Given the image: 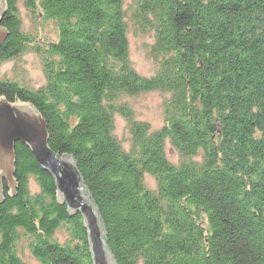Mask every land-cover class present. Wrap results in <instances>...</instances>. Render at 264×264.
<instances>
[{"label": "rangeland", "instance_id": "1", "mask_svg": "<svg viewBox=\"0 0 264 264\" xmlns=\"http://www.w3.org/2000/svg\"><path fill=\"white\" fill-rule=\"evenodd\" d=\"M238 1L240 0H61L55 4L52 3L53 0H15V8L8 4L7 12L0 18V26L9 31L0 43V82L14 88L13 99L5 95L3 97L17 102V95L20 101L32 103L46 121L48 147L55 154L59 152L60 157L67 153L76 159L84 185L89 188L99 208L108 238L111 237L108 231L112 230V223L118 227V223L109 218L111 212L115 211L120 221L127 220L126 217L123 218L125 214L121 208L127 206L128 199L122 201L119 196L111 195L108 191V188L118 184L114 180L119 181L118 178L124 177L123 180L129 188L131 186L129 181L141 182L149 192L147 198L157 199L158 207L164 214L166 208L163 201L168 198L159 193L160 187L168 184L178 185L185 193L184 189L190 185L191 178L194 177L198 182L199 173L204 174L208 165L219 166L218 160L210 162L208 159L215 158L222 151L221 147L224 143L218 138L213 142L212 140L217 136L216 134L221 133V129H224L222 126L224 127L225 122L223 113L218 114V110H209L212 106L210 98L213 97L207 92L211 90L207 87V80L202 79L203 90L190 110L184 112V109L181 110V104L180 106L177 104L181 99H187L188 85L193 88L189 77L191 72L193 75L195 68L189 70L187 62L195 54L188 38L190 31H197L196 25L199 29L200 25H205L203 36H207L208 40H202L198 47L206 51V58L214 68L218 69V65L222 66V62L224 64L229 62L227 56H230L234 44L235 38L226 35H232L230 32L233 30L238 35L241 32L238 31L239 23H241L239 29L244 32L249 27L248 24L257 26L254 21L248 22L249 17L264 20L262 16H248L245 12L237 10L235 6H238ZM200 6L204 7L205 12L200 14V18H203L205 23H202L196 14L201 10ZM230 10L233 11L231 14ZM176 17L186 21V26L182 28L181 20ZM222 29L224 31L217 33ZM17 32L21 34L20 38ZM69 34L82 36L78 41L81 47L79 45V48L75 49V45H72L71 50H68L71 45ZM85 37H89L86 42L83 41ZM219 38L224 41H222L223 47ZM118 41L122 42V46ZM8 50L14 52L5 56ZM17 52L22 54L13 58L12 56ZM64 58H69L72 64L63 61L60 63L59 61ZM177 58L180 60L179 64L173 67L174 59ZM170 67L171 71L177 69L179 72L175 70L174 73H170ZM68 69L71 72L70 76L73 75V80L57 81L54 89V75L55 77L62 75L64 78ZM83 72L90 80L87 85L89 90L86 88L85 94H83L84 86L78 90L74 89L75 84H85V79L81 75ZM126 78L129 81H126ZM70 81L72 83H69ZM126 82H131L135 88H132V85L119 88ZM224 83L230 86L231 79ZM256 85V82L251 83L252 90L245 96L246 98H241V101L237 102L238 105L236 104L234 109L242 113L244 111L246 124L250 123L255 133L256 127L253 126V122L259 125H263L264 122V108L258 107L257 102L252 103L258 100ZM215 86L216 89L219 87L228 92L226 88H222L221 83H216ZM21 95L25 97L24 100ZM224 97L229 101L227 94ZM66 101L76 106L93 102L91 111L100 121V125L95 124L93 116L85 114L87 108H83L79 113L69 112ZM245 106L250 110L247 111ZM50 108L51 110L57 108L59 114L56 116L63 117L59 124L55 118L51 119L54 125L48 123L43 115L42 112ZM197 113L200 115L206 113L210 116L202 129H199V133L209 140L212 136V140L204 142L208 139H198L190 141V144H183L184 140H181L185 139L183 134L194 132L192 127L198 119L193 117ZM238 114L241 115L240 112ZM224 117L226 120V117L231 116ZM234 117L241 120L243 115L241 117L234 115ZM51 124L56 127L52 131ZM215 125L219 127L217 132L213 131ZM230 125H237V122L233 120ZM81 126H84L83 133L79 131ZM53 132L58 135L52 136L50 141ZM80 134L84 137L83 143H88L87 152L84 148L80 150L82 145L80 148L76 146L82 141L79 139L75 141L74 136L79 137ZM230 135L231 133L228 137L232 138ZM227 139L225 137L223 141ZM54 142H57L58 146L54 147L52 144ZM211 142L215 144L214 147L211 146ZM13 144L15 170L12 175L17 182L16 194L12 193V187L6 176L2 175L1 187L4 200H0V207L5 200L8 206L0 208V214L3 220L1 224L12 231L8 235L11 237L10 242L14 243V252L9 251L12 249L8 248L10 242L3 243L0 240V264H94L89 229L84 224L83 213L78 209L76 213L70 215L68 202L66 200L63 203L59 202L54 174L49 169L43 168L29 142L14 138ZM64 144L69 147L68 150L66 149L67 152L59 150L65 149ZM258 147L263 151L264 142ZM99 153L102 156H99ZM223 154H219L221 158ZM219 155L217 158H220ZM27 159H35L39 170L44 171L45 178L49 181L46 183L47 188L42 186L43 179L37 176L36 167H31ZM20 164L27 169L25 174L18 171ZM88 166L97 179L91 175L84 176L82 168ZM2 171L3 168H0V173ZM102 174L113 179L110 180L105 176V181L100 180V183L98 177ZM94 180H97V183ZM100 185L102 190L99 192ZM92 188L97 193H94ZM23 190L26 195L22 193ZM122 190L126 193L123 195L126 196L128 190L124 188ZM143 191L144 189L140 193ZM48 192L55 195L54 201L53 196ZM19 195L24 200L23 206L26 207V211L24 207H20V202H10ZM43 197L46 198L45 203L50 200L47 206L41 204ZM184 199L179 198V201H186ZM156 210L158 209L155 208ZM176 210L179 215L177 220L184 225L183 228L199 231L196 235L198 242L201 235H204L208 245L214 231L211 228L214 225L210 223L211 217L208 212L202 214L201 220L197 219L198 217H191L188 221L190 216L181 213L180 208ZM105 213L107 214L104 215ZM133 216V218L138 217ZM138 220L134 223L129 222L132 226L125 228L118 242L109 239L107 243L117 264L173 262L176 264L175 257L172 258L176 252L171 253L168 250L164 254L159 248H156L157 250L153 248L154 235L153 242L149 239L147 241L146 235L138 237L132 235L131 230H135L140 223ZM162 221L164 235L181 231L176 229L173 222L166 219ZM152 223L150 220L146 221L150 228ZM215 229L220 233L218 227ZM149 233L151 238L153 233ZM0 238H2L1 234ZM170 238L174 239L173 236ZM182 249L184 248L177 245L174 250ZM52 252L58 253V256L53 255ZM177 253L179 254L177 257L183 260L182 264H192L188 255L184 254L187 253L186 251Z\"/></svg>", "mask_w": 264, "mask_h": 264}, {"label": "trees", "instance_id": "2", "mask_svg": "<svg viewBox=\"0 0 264 264\" xmlns=\"http://www.w3.org/2000/svg\"><path fill=\"white\" fill-rule=\"evenodd\" d=\"M58 2H61V0H53L52 3L57 4ZM238 2V6H235V8L239 11H242L243 13L245 12V15L248 14V16L254 15V17H264V0H249V2H247V0H240ZM8 4L11 7L15 8V0H9ZM52 6L56 7L54 5ZM203 8L204 7H201L202 11L200 9L199 12L197 11L196 14H198V18H200V14L205 12ZM232 12L233 11L230 10L229 13L231 14ZM10 18L11 17H8V19ZM176 19L181 20L180 23L183 25L182 28L186 26V21L184 22L182 18L176 17ZM190 21L192 23V20ZM200 21L202 23H205L203 18ZM253 21L256 23L257 26L253 25L252 23H247L249 27L244 32V30L242 31L239 29V24H241L239 23L238 31L241 32L238 33V35H236L235 30H233V32H230L232 33V35H226L233 36V38H235L234 44L233 47H231L230 56H227L229 62H227L226 64L222 62V66L218 65V69H216V67L214 68L213 65L209 62L208 58H206V51L203 48L198 47L202 40H208L206 38L207 36H203L206 29L205 25H200V29L198 28L199 26L196 25L198 26H195V29L197 31L194 30L190 31L191 33H189L188 40L191 43V48L195 55L188 59L187 67L190 68L189 70L195 68L193 71V75L191 72V76L189 77V81L192 82L193 88L191 87V85H188L189 87L186 93L187 99H181L180 103H178L177 105L180 106L181 104V110L184 109V112L190 110L193 104H195V100H197V97L200 95V92L203 90L202 81L207 80V87L211 88V90L207 92L213 97L210 98L212 106H210L209 110L212 111L214 109L219 111L218 114L223 113V119L225 124L224 127L222 126V128L224 129H221V133L216 134L217 136L213 137V140L211 139L212 136H210L211 138L209 140L208 137H205L204 135L199 133V129H202L205 124V121L210 116L206 113L203 115L197 113L193 117L198 119L197 121H195L194 127H192L194 129V132H192L193 134L184 133L183 137L185 139L181 140H184L182 142L183 144H190V141H197L198 139H208L204 140V142L211 140L213 142L217 138L221 140L224 143V146L221 147L222 151H220L215 156V158L208 159V161L210 162L218 160L219 163L217 164H219V166L213 164L208 165L209 167L204 174H202L201 172L199 173L200 176L198 178L200 181L198 182L197 179H195L194 177L191 178L190 185L186 189H184L185 193L183 192V190L179 189L178 185L168 184L166 186H162V188L160 187L159 193H162L163 197L168 198L166 201H163V205L166 208L164 214L162 209L160 210L158 207L157 199L147 198L149 192L144 188L141 182H136L135 180L129 181L131 183V186L129 188L126 186V183L123 180L124 177H121L120 179L118 178L119 181L114 180V182H118V184L116 186L108 188V191L110 192L109 194L115 195L117 197L119 196L122 201L128 199V204H126L127 206L125 208H121L122 212L125 214L123 218L126 217L127 220L120 221L119 217H117V215L115 214V211L111 212V214L109 215V218H112L118 223V227H115L116 224L112 223V230L108 231L109 235H111L109 239H111L112 242H118L119 238L122 237L121 235L125 228H130V226H132V224L130 223H134L139 219V225L135 227V230H131V232L133 233L132 235H134L135 237L146 235V240L148 241L149 239L151 242H153L154 235L155 243L153 248H159L160 251H162L164 254L168 250L171 253L176 252V254L172 256V258L175 257L174 261L176 264H182L183 260L177 257L179 255L177 252L183 251L187 252L184 254L188 255V259L191 260L192 264H264V149L262 151L258 147L261 142H264V122L262 123L263 125H259L255 123V121L253 122V126L255 125L256 127L255 133L254 129L252 130V127H250L251 124H246L247 120L245 119L246 116L244 117V111L242 113V111L240 110H234L236 108V104L238 105L237 102L241 101V98H246L245 96L250 93V90H252V88L250 87L252 82L257 83L255 91H258V93H256L258 100L252 103L257 102L258 107L264 108V20L254 18L250 19L249 17L248 22ZM221 31H224V29L218 30L217 33H220ZM213 33H215L214 30ZM217 33L215 35H217ZM69 35L71 36V34ZM79 37L82 36L76 34H73L71 36V39L69 40V43H71V45L70 47H68L69 51L71 50L72 45H75V49L79 48L80 44L78 41L81 40V38ZM216 38H218V36H216ZM87 39H89V37H85L83 41L86 42ZM220 41L222 43L221 47H223L224 41L222 40V38L220 39ZM118 42L122 46V42ZM227 44L229 45V43ZM12 52L14 51L8 50L5 56L10 55ZM68 59L69 58H64L61 59V61L59 62L62 63L63 61V63L66 64L67 62H70L72 64L70 59ZM179 61L180 60H178V58L174 59L175 64L172 66L176 67V65L179 64ZM171 67L169 71H171ZM175 70L177 69H173L170 73H174ZM65 73L66 76L64 78L62 77V75H58L56 77L54 75V89L55 86H57V81L61 82L63 80H67L68 82V80H73V75L70 76L71 72L69 71V69L65 71ZM81 75L85 79V84H75L74 89L78 90L80 87L84 86L85 90L83 94H85L86 88L88 87L87 85H89L88 82H90V80H88L89 78H87V75L85 76L84 72L81 73ZM230 79L231 85H226L224 82H228ZM123 81L125 80L123 79ZM126 81L129 80H127L126 78ZM69 83H72V81H70ZM216 83H221L223 85L222 88H226L228 92L220 89L219 87L218 89H216ZM128 85L131 86V82L123 83L119 86V88L128 87ZM244 85L245 91H243ZM132 88H135V86L132 85ZM13 89L14 88L11 85H5L3 84V82H0V95H5L8 98L13 99ZM190 92L192 93L189 94ZM57 94L59 95V92H57ZM226 94L228 95L229 101H226L227 98L224 97ZM21 98L22 100H24L25 97H22L21 95ZM58 99H60L59 96ZM93 104V102H90L89 104L87 102L85 104H80L79 106H76V104L71 103L70 101H66V107L69 112L78 111L79 113L83 110V108H87L88 110L85 114H87V116H93L96 122L95 124L100 125V121H98L97 117L91 111ZM246 106L248 105L246 104ZM246 106V110H250ZM57 111V108L52 110L50 108L46 111H43L42 113L48 123H52L51 119L55 118L57 120V123L59 124L62 121L63 117H57L59 114ZM232 112L236 116L238 115L241 117L243 115L242 119L237 120L232 114ZM238 112H240L241 115H239ZM226 115L231 117H226L225 120L224 116ZM233 120L237 122V125H230ZM52 124L50 128L51 131L56 128L55 126H53L54 124ZM251 130L253 133H251ZM79 131L83 133L84 126H81ZM213 131H219V127L215 125ZM230 133V136H232V138L228 137ZM57 135L58 134L55 135L53 132L50 137V141L52 139V136ZM225 137L228 139L223 141V138ZM74 138L75 141H78V139L82 141V143L79 142L76 145L78 146L77 148H80L82 145V148H80V150H83V148L85 151L89 150L87 145L88 143H83L84 137L82 134H80L79 137L75 135ZM212 142L211 146L214 147L215 144ZM52 144H54V147L58 146L57 142H54ZM61 146L63 147L62 144ZM64 148L65 149L60 148L59 150L67 152L66 149L68 150L69 147H66L64 144ZM112 152L115 153V151ZM219 154H223V158H221V155ZM100 155L101 153H99V156ZM218 155L220 156V158H217ZM112 161H114V158L112 159ZM27 163L31 164V167H36L38 173L37 176L43 179L41 180L43 184L42 186L47 188L46 183L48 179L45 178L46 176L44 171L42 172L41 169L39 170V165L37 161L35 159H27ZM85 164L89 165V163ZM86 168L88 171L86 170ZM86 168H82L84 176L91 175V177L97 179L93 171H90V166ZM159 169L162 168L159 167ZM26 170L27 169H25L23 165H18V171L22 174H25ZM105 176L106 175L103 174L99 176L98 181L100 183L103 180L105 181ZM106 177L110 180L113 179L111 176ZM95 182L97 183V180ZM184 182L185 180H183V183ZM99 187L100 189H98V191L100 192L102 190L101 185ZM122 188L128 190V194L126 196H124L126 193L123 192ZM143 189L144 191L140 193V191ZM93 192L97 193L95 190ZM22 193L25 194V190H23ZM48 194L53 196L54 201L55 195L51 192H48ZM186 196L188 197V199ZM40 198H42V196ZM179 198H185L184 200L186 201H179ZM45 200L46 198L43 197L41 204L47 206L50 200H47L48 203H45ZM10 202H20V207H24V200L20 198V195L12 198ZM2 205L3 206H1L0 208H6L8 206L7 200H5L4 204ZM155 208L158 210L155 211ZM176 208L182 209L181 213L190 216L187 219L188 221L191 217H198L197 219L201 220L202 214H206L208 212L211 217L210 223L214 225L213 227L211 226L214 231L212 239L209 240L208 245L205 242L206 240L204 239V235H201L200 241L198 242L196 235L199 234V231H196L195 229L192 230L191 228H188L187 230L183 228L184 225H181L180 221L177 220L179 215ZM24 210L26 211V207H24ZM141 211L142 214H140ZM192 212H194L196 215ZM106 214L107 213H105L104 215ZM133 215H137L138 217L133 218ZM26 216L27 215H25V220H27ZM143 218L145 220H143ZM162 219H166L173 222V224H175L176 226V229H179L181 231L172 232L170 235H164V233H162ZM149 220L153 222L152 228H150L149 225L146 224V221ZM1 221L3 220L1 219L0 214V234L2 235V238H0V240L3 243L7 241L10 242L9 238L11 237H9L8 234L12 233V231L11 229L6 228V226H3L1 224ZM215 227H218L220 233H218ZM149 232L153 233L151 238L149 237ZM171 236H173L174 239H171ZM129 237L134 238L133 236ZM13 245L14 243H11L10 246H8V248H12L9 250L11 253L14 252ZM177 245L184 249L180 251H175L174 249ZM52 253L53 255L58 256V253Z\"/></svg>", "mask_w": 264, "mask_h": 264}, {"label": "water", "instance_id": "3", "mask_svg": "<svg viewBox=\"0 0 264 264\" xmlns=\"http://www.w3.org/2000/svg\"><path fill=\"white\" fill-rule=\"evenodd\" d=\"M8 10V0H0V18ZM9 31L0 26V43L8 35ZM9 103L4 96L0 99V200L3 198L2 175H5L12 193L16 194L17 184L12 173L14 167V138H21L29 142L43 168L49 169L55 177L60 203L68 202L70 215L78 209L84 215L85 226L89 229V239L94 264H117V261L108 248L107 233L104 221L95 204L89 188L84 185V180L77 168V161L71 154H63V157L52 152L48 147L46 121L42 118L32 103L20 101Z\"/></svg>", "mask_w": 264, "mask_h": 264}, {"label": "bare ground", "instance_id": "4", "mask_svg": "<svg viewBox=\"0 0 264 264\" xmlns=\"http://www.w3.org/2000/svg\"><path fill=\"white\" fill-rule=\"evenodd\" d=\"M17 36L20 38L21 37V34H19L18 32H17ZM22 53L21 52H17V53H15V55L14 56H12L13 58H15V57H18V56H20ZM1 97H3V95L1 96ZM1 99V98H0ZM9 101V103H16L15 102V100L13 101V100H8ZM81 211V210H80ZM108 238V237H107ZM108 241H109V238H108V240H107V243H108Z\"/></svg>", "mask_w": 264, "mask_h": 264}]
</instances>
